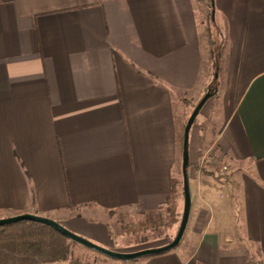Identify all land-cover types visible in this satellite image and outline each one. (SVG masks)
<instances>
[{
  "label": "crops",
  "instance_id": "0c3cea01",
  "mask_svg": "<svg viewBox=\"0 0 264 264\" xmlns=\"http://www.w3.org/2000/svg\"><path fill=\"white\" fill-rule=\"evenodd\" d=\"M205 3L223 37L215 69ZM213 69L204 142L230 180L191 177L180 242L133 264H264V0H0V215L112 245V214L165 205L184 99H200Z\"/></svg>",
  "mask_w": 264,
  "mask_h": 264
},
{
  "label": "rangeland",
  "instance_id": "374dc122",
  "mask_svg": "<svg viewBox=\"0 0 264 264\" xmlns=\"http://www.w3.org/2000/svg\"><path fill=\"white\" fill-rule=\"evenodd\" d=\"M208 3L204 4V28L202 29L205 35V44L209 49L210 52V58L213 62L214 56L218 55V53L221 51L222 45H223V37L220 33V35L217 34V29L215 25L212 24L210 21V14H209V8L207 7ZM214 68V66H213ZM214 69L212 70L211 80L207 87H205L204 91L201 93V98L204 94V92L211 88L212 90H216L217 88V80H214ZM215 86V88H213ZM215 92V91H214ZM214 96L207 99L206 103L203 105V107L200 109L194 123L192 124V139H194V136L197 134L198 128H200L201 133V149L198 152V159L193 160V158L190 160L189 156V166H188V175H189V185H190V192L192 193V179H196L197 182H199V179L201 178L203 170L206 171H213V174L216 175L219 179L222 180H230V174L231 170L230 168L221 162H219L213 155L214 146L212 148L210 139L205 140L206 137V130L213 129L215 125V118L213 117V112L216 109V102L212 100ZM200 99H198L199 101ZM215 100V99H214ZM197 100L189 101L184 99V103L188 104L186 106L187 111L184 114L183 117V123H182V129H184L185 123L191 114L194 106L198 102ZM216 129V128H215ZM210 142V143H209ZM180 172H179V178L178 182L176 184L177 190L175 191V199L173 201V209H174V215L171 216L169 212H167L166 205H163L157 212L155 213H148L146 215H140L134 212H116V214H112L111 217V228L113 230L117 231L116 237L113 239L112 245H101L94 241H89L100 245L104 248H108L111 250L123 252H133L144 248H150V247H157L160 244H164L172 240L174 237L182 214V207H183V195H182V174H181V154L179 156V160L177 162ZM223 167H226L224 170ZM226 189H221L222 193L226 192ZM220 194V193H219ZM4 216L0 215V218H3ZM59 223V222H58ZM223 225L227 224L225 221H222ZM61 224V223H60ZM63 225V224H61ZM64 226V225H63ZM67 228L66 226H64ZM68 229V228H67ZM70 230V229H68ZM71 231V230H70ZM73 232V231H71ZM74 233V232H73ZM77 234V233H75ZM79 235V234H77ZM81 236V235H79ZM83 237V236H81ZM86 238V237H84ZM87 239V238H86ZM69 245V259L64 262H69L70 264H133V261L138 260L139 258L133 259V260H120V259H114L110 258L102 253H99L97 251H94L90 248H87L77 242H74L72 240H68ZM177 246V245H176ZM173 249V248H172ZM144 257V256H143ZM61 262V260H59ZM57 261V262H59ZM63 262V260H62Z\"/></svg>",
  "mask_w": 264,
  "mask_h": 264
},
{
  "label": "trees",
  "instance_id": "16d2710c",
  "mask_svg": "<svg viewBox=\"0 0 264 264\" xmlns=\"http://www.w3.org/2000/svg\"><path fill=\"white\" fill-rule=\"evenodd\" d=\"M213 24V22H212ZM217 34L220 31L217 29ZM220 53V52H219ZM218 55L214 56V69ZM215 88V86H213ZM178 182V181H177ZM176 184L165 200L167 212L174 215ZM68 238L40 222L20 220L0 226V264L52 263L69 259ZM258 264H262L258 261Z\"/></svg>",
  "mask_w": 264,
  "mask_h": 264
},
{
  "label": "water",
  "instance_id": "95a60500",
  "mask_svg": "<svg viewBox=\"0 0 264 264\" xmlns=\"http://www.w3.org/2000/svg\"><path fill=\"white\" fill-rule=\"evenodd\" d=\"M211 19L214 20L213 5H211ZM216 77H217V71H215L214 73V78L216 79ZM214 91L215 90L208 88L204 92L203 96L194 106L183 129V142H182V154H181L182 195H183L182 214H181L180 222H179V225H178V228H177V231L174 237L172 238V240H170L166 244L157 246V247L144 248V249H140V250L133 251V252H124V251L119 252V251L111 250L108 248H104L100 245H97L89 241L88 239L71 232L70 230L65 228L63 225H61L60 223H58L57 221L51 218L40 216V215L33 214V213H22V214L0 218V226L13 223V222H17L20 220H30L34 222H40V223H43L45 225L52 227L53 229H55L56 231H58L59 233L67 237L69 240L77 242L87 248H90L94 251L102 253L110 258L120 259V260H133V259L143 257V256L164 253L174 248L176 245H178V243L180 242L183 236V233H184L187 221H188L189 210H190V205H191V193H190L189 175H188V166H189L188 147H189L190 129L200 109L202 108L204 103L207 101V99H209L213 95Z\"/></svg>",
  "mask_w": 264,
  "mask_h": 264
},
{
  "label": "built area",
  "instance_id": "2783aa9c",
  "mask_svg": "<svg viewBox=\"0 0 264 264\" xmlns=\"http://www.w3.org/2000/svg\"><path fill=\"white\" fill-rule=\"evenodd\" d=\"M223 169L225 170V169H226V167H223Z\"/></svg>",
  "mask_w": 264,
  "mask_h": 264
}]
</instances>
